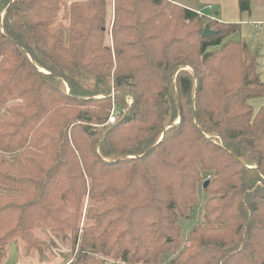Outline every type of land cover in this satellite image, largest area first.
Listing matches in <instances>:
<instances>
[{
	"label": "trees",
	"instance_id": "16d2710c",
	"mask_svg": "<svg viewBox=\"0 0 264 264\" xmlns=\"http://www.w3.org/2000/svg\"><path fill=\"white\" fill-rule=\"evenodd\" d=\"M62 1L0 0V262L17 239L42 254L43 227L71 243L64 264H264L259 50L170 0H114V69L108 0L52 30ZM200 169L204 222L182 244Z\"/></svg>",
	"mask_w": 264,
	"mask_h": 264
},
{
	"label": "rangeland",
	"instance_id": "374dc122",
	"mask_svg": "<svg viewBox=\"0 0 264 264\" xmlns=\"http://www.w3.org/2000/svg\"><path fill=\"white\" fill-rule=\"evenodd\" d=\"M86 0H63L59 12L56 14L53 23L51 24L50 28L52 30L56 29H68L69 19H68V5L74 2H84ZM172 3L176 4L173 0H170ZM114 0H108V9H107V20H106V31H105V45L108 51L110 52L113 68L115 69V59H114V46L112 41V28L114 23ZM253 15L255 19H264V0H250ZM228 40L237 41L238 35L235 33L228 37L224 42ZM184 69L190 70V67L187 66ZM45 73V71H43ZM114 96V93L111 94V98ZM100 98V97H97ZM124 103L131 106L132 98L127 93L124 97ZM256 109V103L251 101V104ZM115 105L111 109V113L106 125H112L116 121V117L119 113V109ZM258 111V110H257ZM254 111V112H257ZM2 158H7L5 155H1ZM132 156L129 158L131 159ZM201 181L196 183V193H197V201L195 205H192L188 211V218L182 219L179 218L178 225L181 228V237L180 241L185 242L187 234L192 226L195 225H203V217H204V206L209 198V196L204 192L203 185L205 182L209 183L214 179L213 173L206 174L205 171L201 170ZM88 205V197L86 196L83 204H82V211L79 223V229L81 230L79 234L81 235L82 227L85 222V215L86 209ZM35 236L42 242L43 252L39 254L38 252L34 251L29 256L24 253V245L22 241L19 239L15 240L14 242L10 243L8 247L5 248L4 254L2 256L0 264H4L7 258L10 259L12 262L14 259H17V263L23 264H64L69 261L73 257L72 253V245L69 241L63 240L60 236L55 235L48 229L43 227L37 228L34 230ZM15 253V255L10 253ZM10 256V257H9ZM173 257V254L168 253L164 258V260H170ZM112 262L111 260L107 259L106 263ZM123 264V263H118Z\"/></svg>",
	"mask_w": 264,
	"mask_h": 264
},
{
	"label": "crops",
	"instance_id": "0c3cea01",
	"mask_svg": "<svg viewBox=\"0 0 264 264\" xmlns=\"http://www.w3.org/2000/svg\"><path fill=\"white\" fill-rule=\"evenodd\" d=\"M176 4L191 11H201L206 16H212L214 22L224 24H239L236 32L238 41L245 42L252 49H258L260 54L258 71L264 81V19H255L250 3L249 13H240L238 0H173ZM256 103V109L264 107V98L252 100ZM251 104V101H250ZM15 255V253H10ZM16 256V255H15ZM10 257V256H9ZM4 264H18L17 259L12 262L9 258ZM23 264V263H19Z\"/></svg>",
	"mask_w": 264,
	"mask_h": 264
},
{
	"label": "water",
	"instance_id": "95a60500",
	"mask_svg": "<svg viewBox=\"0 0 264 264\" xmlns=\"http://www.w3.org/2000/svg\"><path fill=\"white\" fill-rule=\"evenodd\" d=\"M214 35H216V33H215L214 31L208 29V28H205V29L203 30V32H202V37H203V38H209V37H212V36H214ZM207 184H208V183L205 182L204 185H203V188H206Z\"/></svg>",
	"mask_w": 264,
	"mask_h": 264
},
{
	"label": "built area",
	"instance_id": "2783aa9c",
	"mask_svg": "<svg viewBox=\"0 0 264 264\" xmlns=\"http://www.w3.org/2000/svg\"><path fill=\"white\" fill-rule=\"evenodd\" d=\"M198 16H201V17H206L207 19L211 20V21H214V18L212 16H206L205 14H203V12L201 11H194Z\"/></svg>",
	"mask_w": 264,
	"mask_h": 264
}]
</instances>
